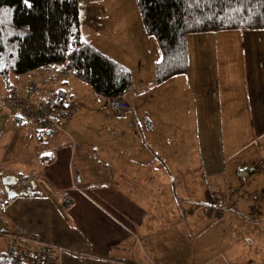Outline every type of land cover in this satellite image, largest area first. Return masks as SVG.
Listing matches in <instances>:
<instances>
[{
  "label": "crops",
  "instance_id": "obj_1",
  "mask_svg": "<svg viewBox=\"0 0 264 264\" xmlns=\"http://www.w3.org/2000/svg\"><path fill=\"white\" fill-rule=\"evenodd\" d=\"M141 36L147 38L143 31ZM187 52V73L162 86L182 87V97L195 103L206 132L213 115L221 117L222 135L231 136L227 143L234 142L224 151L231 152L209 156L205 147L193 141L194 130L188 129L181 148H177L176 130L168 124L164 128L175 148L164 144L165 131L159 129L162 123L141 120L139 102H131L129 90L143 83L135 76H131L134 87L131 85L120 98L129 106L127 112L114 114L109 101L104 115L121 120V125L119 133L113 126L108 142L85 139L79 125V119L85 117L84 104L70 93L73 87L69 89V80L60 89L75 103L74 116L62 132L50 136L34 125L16 121L4 103L9 88L27 96L29 82L38 71L11 77L8 85L5 81V90L2 85L0 88V232L29 234L75 253L64 255L62 264H155L144 243L152 244L157 231L161 234L157 225L161 226L162 212L153 210L156 202L150 199L157 193L162 197L163 185L151 182L162 183L163 169L167 188L186 198V216L193 215L189 191L201 198L197 203L204 219L221 220L234 196L238 197L235 206L253 215L254 223H261L257 215H264V31L190 35ZM159 58L152 62L153 72ZM141 60L137 59L139 67ZM117 64L131 75L129 66ZM153 82L152 74L149 83ZM156 101L162 105L158 110L163 109L162 94ZM169 106L173 111V102ZM128 121L136 124L128 125ZM135 133L138 136L132 140ZM7 177L16 180L8 190L17 196L10 199L3 185ZM183 182L192 183V191ZM235 183L240 187L229 186ZM67 198L72 200L70 208L64 206ZM159 206L162 209L161 201ZM5 247L1 239L0 256Z\"/></svg>",
  "mask_w": 264,
  "mask_h": 264
},
{
  "label": "rangeland",
  "instance_id": "obj_2",
  "mask_svg": "<svg viewBox=\"0 0 264 264\" xmlns=\"http://www.w3.org/2000/svg\"><path fill=\"white\" fill-rule=\"evenodd\" d=\"M86 7L88 6L86 5ZM83 14L84 19H81L79 27L81 37L86 41H92L91 46L116 63L129 66L133 78L135 76V78L143 80L142 86L137 88L138 85L133 86L131 77L134 89L129 90L131 102H139L137 107L140 108L139 112L143 113L140 119L162 123V128H159L161 132L165 131L164 126L167 124L168 126L172 125L173 130H176V144L174 140L172 142L167 131L162 132L164 144L168 143V147L175 144L177 148H181L183 140L187 137L188 129V131L194 130L193 141L200 147H205L209 156H216L219 151L223 154L227 146L234 145L233 141L226 142L231 136L222 135L221 117L213 115L211 128H208L207 132L205 131L206 129L203 128V126L206 127L204 119L200 112L196 111L195 103L184 100L181 86H177V84L162 86L155 82L149 83L152 74L154 76L152 62L160 56V51L156 39L144 32L137 0L93 1L89 8L83 9ZM142 31L147 38L144 39L141 36ZM139 57L142 59L141 67L137 62ZM11 80L10 77L8 81ZM1 85L5 90L3 78H0V88ZM68 86H70L69 89L73 87L70 91L73 97L84 104L82 115L85 117L79 119V125L85 139L93 140L94 138V142L111 141L110 130L114 126L116 132L119 133L121 120L105 117L104 114L109 110V100L96 95L90 86L75 78L69 79ZM188 93V89L185 88V94ZM159 94H162L164 102L163 109L158 110V107L162 106L156 101ZM149 95L154 97L149 99ZM168 98L169 101L166 102L165 100ZM201 100L202 98L199 101ZM172 102L173 111L169 106ZM160 110L162 112L158 113ZM146 112L150 117L145 115ZM128 123V125L136 124L130 121ZM161 135L159 133V136ZM137 136L138 133H135L131 137L132 140ZM119 138L120 136H117V140ZM173 148L175 147L173 146ZM224 152H231V150ZM166 175L167 172L163 169L162 183L151 182L153 186L163 185L162 197L157 193L153 199H150L153 203L156 202L153 210H156L157 214L162 212L161 226L157 225V229L161 228V234L157 231V236L152 239V244L144 243L145 252L150 254L155 264H264V215H257L262 218L261 223H254L255 217L246 213L242 207L235 206L238 197L232 196V201L226 204L227 209L221 220L204 219L203 213H200L201 205L197 203L202 202L201 198H195L193 193L188 191V194L192 196H189L188 200L192 202L193 215L186 216L189 208V206L183 205L186 198L183 193L177 192V194L174 189L167 188L169 181H167ZM211 179H219V176H212ZM183 185L192 191V183L183 182ZM240 185V183H235L229 186L240 187ZM164 188L167 190L165 191ZM230 194L231 192L228 191L227 195L231 196ZM160 201L162 209L159 206ZM231 204L234 206L232 207ZM3 240L6 242L5 239Z\"/></svg>",
  "mask_w": 264,
  "mask_h": 264
},
{
  "label": "trees",
  "instance_id": "obj_3",
  "mask_svg": "<svg viewBox=\"0 0 264 264\" xmlns=\"http://www.w3.org/2000/svg\"><path fill=\"white\" fill-rule=\"evenodd\" d=\"M93 1L97 0H28V4L25 0H0V77L7 85L10 77L63 68L69 73L67 80L75 78L87 84L98 96L112 102L123 97L132 85L130 73L81 39L78 4L91 5ZM137 2L145 32L156 39L160 51L154 68L157 85L187 73L188 36L264 31V0ZM60 93L68 96L61 89ZM0 264L11 262L3 254Z\"/></svg>",
  "mask_w": 264,
  "mask_h": 264
},
{
  "label": "built area",
  "instance_id": "obj_4",
  "mask_svg": "<svg viewBox=\"0 0 264 264\" xmlns=\"http://www.w3.org/2000/svg\"><path fill=\"white\" fill-rule=\"evenodd\" d=\"M78 8L81 21L84 19L83 9L89 8V4L79 3ZM68 77L69 73L63 68H43L30 82L27 96L19 95L12 88L5 97V106L14 118L32 123L40 131L62 132L76 110L72 99L60 93L62 83ZM112 110L114 114L121 116L129 110V106L118 99L112 102ZM64 206L70 208L72 200L65 199ZM0 238L6 240L4 254L11 264H62L64 255L75 254L64 247L23 233L0 232Z\"/></svg>",
  "mask_w": 264,
  "mask_h": 264
},
{
  "label": "water",
  "instance_id": "obj_5",
  "mask_svg": "<svg viewBox=\"0 0 264 264\" xmlns=\"http://www.w3.org/2000/svg\"><path fill=\"white\" fill-rule=\"evenodd\" d=\"M15 184H16V180H15L14 178L7 177V178L3 179V185L6 187L5 190H6V192H7V195H8V198H9V199H10V198H14V197L17 196L16 193H14V192H10V191L8 190V187H9V186H12V185H15Z\"/></svg>",
  "mask_w": 264,
  "mask_h": 264
},
{
  "label": "snow or ice",
  "instance_id": "obj_6",
  "mask_svg": "<svg viewBox=\"0 0 264 264\" xmlns=\"http://www.w3.org/2000/svg\"><path fill=\"white\" fill-rule=\"evenodd\" d=\"M25 3L28 4V0H25Z\"/></svg>",
  "mask_w": 264,
  "mask_h": 264
}]
</instances>
